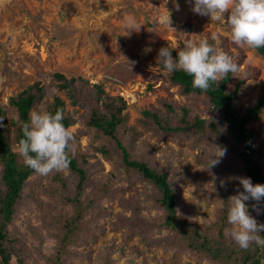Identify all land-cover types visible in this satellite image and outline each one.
<instances>
[{
  "label": "trees",
  "instance_id": "16d2710c",
  "mask_svg": "<svg viewBox=\"0 0 264 264\" xmlns=\"http://www.w3.org/2000/svg\"><path fill=\"white\" fill-rule=\"evenodd\" d=\"M184 31H191L189 23L184 25ZM255 51L264 58V48ZM177 53H171L173 58ZM162 78L170 86H176L181 96L202 97L200 112L210 117L202 118L200 112L191 115L187 105L175 107L160 101L158 109L141 112L138 122L141 128L137 130L127 125V104L122 97L109 95L99 84L81 78L66 79L61 74L53 76L59 82L53 91L36 82L11 97L8 108H0V264H70L95 260L92 247L105 233V226L99 222L114 215L109 211L111 207H103L102 202L114 201L137 184L144 191L138 195L143 196L141 200L117 198L121 210L130 211V215L115 214V220L110 218L108 230L121 233L120 243L111 247L110 253L119 250L127 254L128 249L129 253L142 255L144 251L172 250L174 254L188 253L197 263L264 264V247L253 244L243 250L225 232L231 227L227 211L233 189L226 186L225 190L220 187L196 190L206 204L215 201L217 205L214 219L200 228L191 220L193 203L186 210L177 203L179 187L189 175L184 173L174 178V155L165 164L155 163L151 155L154 145L142 140L144 133L158 140L186 137L196 151V165L204 167L205 174L226 173L250 178L254 185L264 184V133L252 126L262 120L264 86L253 101L239 106L243 82L228 88L232 73L207 92L193 88L192 77L182 71L166 72ZM60 91L66 94L70 106L82 110L79 117L66 110L64 100L57 95ZM49 94L52 102L45 106V111L54 114L57 108H62L65 126L69 129L79 124V127L72 132L75 144L69 154V169L41 177L26 167L13 149L23 138L22 123L28 122L29 113ZM87 135L90 153L79 148L81 139ZM216 147L227 149L224 157L227 163L206 170ZM103 161L110 166L107 172ZM122 184L125 188L120 187ZM238 185L242 192V185ZM258 207L259 215L249 214L264 224V199ZM142 211L159 215L144 217L140 215ZM24 212L28 213L27 232L19 234L14 222ZM260 235L264 236V232ZM133 236L138 237L143 250L138 245L127 246ZM47 239L53 240V244L46 253L43 245ZM103 264L113 262L107 256Z\"/></svg>",
  "mask_w": 264,
  "mask_h": 264
},
{
  "label": "rangeland",
  "instance_id": "374dc122",
  "mask_svg": "<svg viewBox=\"0 0 264 264\" xmlns=\"http://www.w3.org/2000/svg\"><path fill=\"white\" fill-rule=\"evenodd\" d=\"M193 4L194 0H0V108H8L11 97L36 82L52 90L59 86V82L53 79L54 74H61L66 79L81 78L90 84H99L109 95L122 97L127 104V125L137 130L141 128L138 123L142 118L141 112L158 109L160 101L175 107L190 106L191 115H194L203 109L202 97L179 95L176 86L164 82L162 75L166 72L157 62L160 48L169 47L171 53L179 51L189 39H208L231 55L239 64V71L236 76L232 74L228 88L243 82L237 105L244 106L253 101L264 86V58L255 49L236 46L223 20L211 21L210 17L195 14ZM167 10L171 13L173 29L153 24V19L158 14L167 15ZM130 16L142 26L139 32L127 35L125 21ZM227 16L225 13V20ZM188 23L191 31L187 33L184 25ZM213 33L217 35V41L211 39ZM57 95L64 100L68 112L76 118L82 114V110L69 105L64 92ZM51 102L52 95L49 94L34 110L43 112ZM12 114L10 112L9 117ZM201 117L209 118L210 115L201 114ZM252 126L264 133V113L262 120ZM78 127L76 124L69 130L75 132ZM89 139V135L81 139V151L88 150ZM142 140L154 145L151 155L155 163L165 164L166 159L174 155V178L184 173L189 175L179 187L177 203L182 210L193 203L195 210L191 220L200 228L214 219V207L217 205L215 201L206 204L199 198L198 188L220 187L225 190L228 186L233 189L231 197L240 191L236 177L214 171L205 174L204 167L196 165V151L188 138L158 140L150 133H144ZM226 160L223 158L220 164L227 163ZM103 167L106 172L110 169L104 161ZM125 186L120 185L122 188ZM126 191L118 197H138L141 200L143 196L138 195L144 193L138 184ZM117 198L112 202H102L103 207H111L109 211L114 215L111 217L110 214L99 222L105 226V233L92 247V255L96 259L71 261L70 264H103V258L107 256L113 264H209L206 261L197 263L188 253L174 254L172 250L144 251L142 255L129 253L128 249L127 254L119 250L110 253L111 247L117 246L121 240V233L108 230L110 218L115 220V214L130 215V211L121 210ZM245 203L249 212L256 215L252 208L254 202L249 200ZM26 215L28 213L24 212L14 222L19 234L27 232ZM140 215L155 217L159 214L142 211ZM166 233L162 231V234ZM52 244L53 240L47 239L43 251L49 252ZM133 245L143 250L137 236L127 242V246Z\"/></svg>",
  "mask_w": 264,
  "mask_h": 264
},
{
  "label": "clouds",
  "instance_id": "9594fccd",
  "mask_svg": "<svg viewBox=\"0 0 264 264\" xmlns=\"http://www.w3.org/2000/svg\"><path fill=\"white\" fill-rule=\"evenodd\" d=\"M177 10L179 6L177 5ZM192 11L201 16L210 17L211 21L223 20L230 30L231 41L238 47L249 49L264 48V0H194ZM225 13H228L225 20ZM154 25H165L171 29V13L158 14L153 19ZM139 23L133 17L125 21V32H139ZM175 30V29H174ZM211 39L217 41L215 33ZM169 47L159 49L157 62L168 73L182 71L192 77V87L207 92L213 85L227 78L229 73L236 76L239 64L234 58L209 43L208 39L186 40L183 48L173 58ZM64 110L57 108L52 114L47 111L33 110L28 122L22 123V135L13 149L26 167L41 177L64 172L71 164L70 152L75 144L74 134L65 126ZM217 151L209 158L206 170L217 166L225 157L227 149L216 147ZM243 191L229 198L231 205L227 211V222L231 226L226 234L243 250L255 244L264 247V224L249 214L246 201H255L254 211L260 214L259 203L264 199V184H253L250 178L236 177ZM221 186L224 183L221 182Z\"/></svg>",
  "mask_w": 264,
  "mask_h": 264
}]
</instances>
